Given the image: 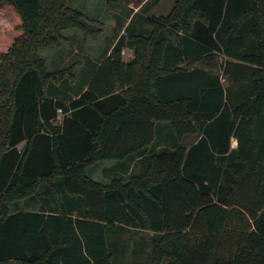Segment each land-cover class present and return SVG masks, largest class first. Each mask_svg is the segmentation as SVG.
I'll return each mask as SVG.
<instances>
[{"label": "trees", "instance_id": "16d2710c", "mask_svg": "<svg viewBox=\"0 0 264 264\" xmlns=\"http://www.w3.org/2000/svg\"><path fill=\"white\" fill-rule=\"evenodd\" d=\"M103 2L0 0V264H264V0Z\"/></svg>", "mask_w": 264, "mask_h": 264}, {"label": "rangeland", "instance_id": "374dc122", "mask_svg": "<svg viewBox=\"0 0 264 264\" xmlns=\"http://www.w3.org/2000/svg\"><path fill=\"white\" fill-rule=\"evenodd\" d=\"M80 3L85 4L87 8H93L96 6H103V14L98 16L95 19V23H93L92 27L95 30H99L98 36L94 37L93 35H89L86 40L84 39V35L80 33H74V31H71L69 33V37H72L74 39V44L72 47L73 53L79 54L81 52V47H83L86 51L87 56H93L94 54H100L102 55L105 51V48L107 45L110 44V42L113 40V38L119 37L120 34L124 33V29L118 27L119 22H122V18L125 16L126 10L122 5L119 6H111L109 7L107 5H104V0H79ZM175 0H160V2L151 10V14H167L172 6L174 5ZM118 5V4H117ZM93 13V12H92ZM121 17V20L118 18ZM124 19V18H123ZM102 21V23H100ZM128 21H124L123 23L128 24ZM16 23V20L11 16V14L8 11L0 10V31L3 29H6L7 27L14 26ZM117 28V29H116ZM95 38V39H94ZM73 42V40H72ZM66 47L62 46L61 48L53 47V48H46L43 50V54H48V64L49 69H51L53 66H60L68 67L74 62L73 57L74 55L67 58V52ZM70 48V47H68ZM133 52L129 48H125L124 50V58L127 60L132 56ZM82 69H78L77 71L80 72ZM79 76V75H78ZM224 80V79H223ZM72 83V82H71ZM75 88H79L80 84L77 80L72 83ZM233 145L236 146V140L233 139Z\"/></svg>", "mask_w": 264, "mask_h": 264}, {"label": "crops", "instance_id": "0c3cea01", "mask_svg": "<svg viewBox=\"0 0 264 264\" xmlns=\"http://www.w3.org/2000/svg\"><path fill=\"white\" fill-rule=\"evenodd\" d=\"M128 20H130V19H128ZM128 22H129V21H128ZM111 48H112V46L110 47V50H111ZM125 48H129V47H125ZM125 48H124V50H125ZM129 49H130V48H129ZM110 50H109V52H110ZM131 51L133 52L132 49H131ZM133 57H134V53L132 54V56H131L129 59L126 60V59L124 58V51H123V60H124V62H130V61L132 60ZM233 146H234V145H233ZM139 160H140V159H137L136 161H134V162L131 164V167H130V169L128 170L127 173L124 172V171H120L119 174H120V175H123V176H128V175L131 173V171H132L133 168H135L136 171L141 170L142 167H141V163H140ZM113 173H115V172H113ZM137 242H138L137 239L134 238V239L131 241V245H136ZM149 242H150V241H149ZM149 242H148V245H149L148 247L150 248V247H151V243H149ZM133 248H134V246H133ZM135 248H136V247H135ZM135 248H134V249H135ZM132 250H133V249H132ZM132 250H131V251H132ZM133 251H134V250H133ZM132 262L135 263V262H136V259H134V260H132V261H129V262L127 261L126 263H127V264H132Z\"/></svg>", "mask_w": 264, "mask_h": 264}]
</instances>
